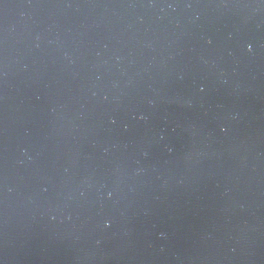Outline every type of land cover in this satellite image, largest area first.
I'll use <instances>...</instances> for the list:
<instances>
[{"label": "water", "instance_id": "water-1", "mask_svg": "<svg viewBox=\"0 0 264 264\" xmlns=\"http://www.w3.org/2000/svg\"><path fill=\"white\" fill-rule=\"evenodd\" d=\"M0 264H264V0H0Z\"/></svg>", "mask_w": 264, "mask_h": 264}, {"label": "clouds", "instance_id": "clouds-1", "mask_svg": "<svg viewBox=\"0 0 264 264\" xmlns=\"http://www.w3.org/2000/svg\"><path fill=\"white\" fill-rule=\"evenodd\" d=\"M250 47V46H249Z\"/></svg>", "mask_w": 264, "mask_h": 264}]
</instances>
